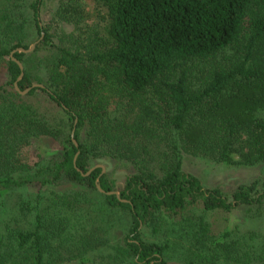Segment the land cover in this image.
I'll list each match as a JSON object with an SVG mask.
<instances>
[{
  "label": "trees",
  "instance_id": "1",
  "mask_svg": "<svg viewBox=\"0 0 264 264\" xmlns=\"http://www.w3.org/2000/svg\"><path fill=\"white\" fill-rule=\"evenodd\" d=\"M20 1H0L11 79L0 86V264L240 262L245 247L208 218L264 215V177L227 194L183 165L190 154L264 168V0H92L107 15L105 45L86 51L41 26L53 0L33 2L32 19ZM31 23L40 42L26 54ZM42 139L61 156L20 161L22 145ZM127 168L119 190L114 174ZM245 246L248 264H264L260 246Z\"/></svg>",
  "mask_w": 264,
  "mask_h": 264
},
{
  "label": "rangeland",
  "instance_id": "2",
  "mask_svg": "<svg viewBox=\"0 0 264 264\" xmlns=\"http://www.w3.org/2000/svg\"><path fill=\"white\" fill-rule=\"evenodd\" d=\"M35 1L36 0H23L19 2L22 8L21 13L25 18L32 19L33 11L30 8V5ZM61 1L62 0H53L45 7L42 25L46 26L52 35L56 36L58 33L59 38L62 39V43L68 45L73 50L86 51L91 47L94 48L95 45H98L99 49H101L105 45L101 37L104 34V28L107 26V15L104 10L97 7L92 0H72V2L70 1L71 10L68 13L71 18L68 15H65V17L69 19L65 20L60 18L57 14L61 6ZM2 2H6V0H2ZM66 9L67 7H65V10ZM28 27L29 37L27 39V45L29 49L39 41V36L32 23L29 24ZM56 39L59 42L57 36ZM10 80L7 70L1 68L0 86L6 85ZM39 97L41 98L42 96ZM120 108L118 102H113L112 109L114 111L117 112ZM61 154L62 149L60 145L53 140L42 139L33 140L22 145L18 155L20 161H23L24 163L41 161L43 165H48L61 156ZM234 158L239 160L237 154L234 155ZM99 166H103L105 172L112 173L113 166L109 162H105V164ZM183 169L185 172L198 177L206 188H220L227 194H232L240 186L250 184L257 179L264 177V168H262V165L233 167L219 164L208 158H201L190 154L184 156ZM133 171L134 169L132 168L119 169L114 174L119 190L123 188L126 175ZM54 189L58 191H67L79 189V187L73 186L69 183H60L55 186ZM32 190L35 191L36 189L34 188ZM251 218H254V220ZM208 220L213 224L216 233L229 229L231 232V239H228V242L233 243V245L238 244V247L242 244L245 247L244 249H241L242 257L240 258V262L231 261L230 264L249 263L245 256L248 250V246H245L246 244L257 247L260 246L257 251L263 256L264 215L255 217L241 209L232 212L230 215L223 213L210 215ZM233 232L235 233L233 234ZM171 264L181 263L179 260H172Z\"/></svg>",
  "mask_w": 264,
  "mask_h": 264
},
{
  "label": "water",
  "instance_id": "3",
  "mask_svg": "<svg viewBox=\"0 0 264 264\" xmlns=\"http://www.w3.org/2000/svg\"><path fill=\"white\" fill-rule=\"evenodd\" d=\"M41 26H42V24H41ZM44 38V34L42 35V39ZM39 42L40 41H38L37 43H35L31 48H29V49H27V50H25V49H18L17 51H19V52H22V53H26V54H29V53H32L35 49H36V47H37V45L39 44ZM17 51H14L13 53H12V58H13V55L17 52ZM13 60L19 65V67H20V69H21V71H22V74H21V77H20V79L19 80H21L22 78H23V76H24V67H23V64L21 63V62H19L18 60H16L15 58H13ZM35 87H42V86H34L33 88H35ZM16 89H17V91L21 94V95H23V96H26L27 94H29V92L32 90V88L31 89H28L26 92H21L20 90H19V88H18V85L16 84ZM72 138H73V142H74V144L76 145V147L78 148V146H79V144H78V142H77V140L75 139V130L73 131V133H72ZM76 160H77V157L75 158V163H76ZM102 169H103V173H105V168L102 166ZM91 173V172H90ZM97 187H98V190L100 191V192H102V193H105L102 189H101V186L99 185V183H97ZM109 194H117V193H115V192H112V193H109ZM118 195V194H117Z\"/></svg>",
  "mask_w": 264,
  "mask_h": 264
}]
</instances>
